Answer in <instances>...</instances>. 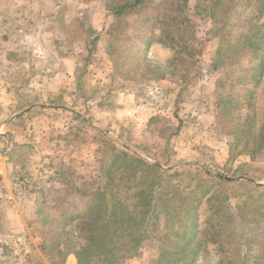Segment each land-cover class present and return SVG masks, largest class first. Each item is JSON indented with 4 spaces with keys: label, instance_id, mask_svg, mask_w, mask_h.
<instances>
[{
    "label": "rangeland",
    "instance_id": "374dc122",
    "mask_svg": "<svg viewBox=\"0 0 264 264\" xmlns=\"http://www.w3.org/2000/svg\"><path fill=\"white\" fill-rule=\"evenodd\" d=\"M128 1L0 0V264H264L260 0Z\"/></svg>",
    "mask_w": 264,
    "mask_h": 264
},
{
    "label": "trees",
    "instance_id": "16d2710c",
    "mask_svg": "<svg viewBox=\"0 0 264 264\" xmlns=\"http://www.w3.org/2000/svg\"><path fill=\"white\" fill-rule=\"evenodd\" d=\"M261 2V9H260V15H264V0H260ZM143 3V0H132V1H128V2H124L122 3L121 5H119V7L116 9L115 14L118 15L122 12H130L131 10H133L134 8H136L137 6L141 5ZM178 16L176 20H181L182 21V17L179 16V15H176ZM173 19V18H172ZM252 18L250 17H246L244 16V18H241L240 14L238 15H235L234 16V21H237V22H240V23H243L242 25H247V28L250 29V22H251ZM248 41L247 40H244L243 41V47L247 46L248 48H252L253 50H258L260 47H257L256 44H253L252 43H247ZM256 46V47H254ZM235 50H239V47H238V44H237V48H235ZM139 162H140V158L137 159ZM91 230L94 229V226L93 225H90L89 227ZM135 246L131 247L133 249ZM87 250V246L86 247H78V251L76 252V255H77V258H78V262L81 263V258H80V254H79V251L83 252V251H86Z\"/></svg>",
    "mask_w": 264,
    "mask_h": 264
},
{
    "label": "built area",
    "instance_id": "2783aa9c",
    "mask_svg": "<svg viewBox=\"0 0 264 264\" xmlns=\"http://www.w3.org/2000/svg\"><path fill=\"white\" fill-rule=\"evenodd\" d=\"M15 186L17 187V189L20 187L15 181H14ZM20 240V239H19Z\"/></svg>",
    "mask_w": 264,
    "mask_h": 264
},
{
    "label": "crops",
    "instance_id": "0c3cea01",
    "mask_svg": "<svg viewBox=\"0 0 264 264\" xmlns=\"http://www.w3.org/2000/svg\"><path fill=\"white\" fill-rule=\"evenodd\" d=\"M10 124H11V123H10ZM2 168H4V166H3V165H2ZM2 168H1V169H2ZM2 170L4 171V169H2Z\"/></svg>",
    "mask_w": 264,
    "mask_h": 264
}]
</instances>
